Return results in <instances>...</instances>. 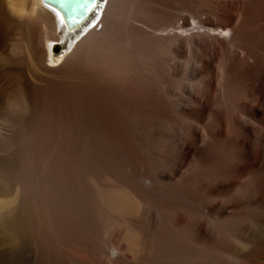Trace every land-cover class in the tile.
Returning <instances> with one entry per match:
<instances>
[{
    "label": "rangeland",
    "instance_id": "374dc122",
    "mask_svg": "<svg viewBox=\"0 0 264 264\" xmlns=\"http://www.w3.org/2000/svg\"><path fill=\"white\" fill-rule=\"evenodd\" d=\"M191 24L192 20L190 19L187 27L189 28ZM52 45L54 46L53 50H51L53 63H49V65L56 68L62 64L67 53L64 52L65 48L63 44L61 45L58 42L57 44L56 42H53ZM76 73V71L71 74L69 73V77H67L69 79L50 74L45 78V83H36L33 87L28 88L22 78L13 72L9 62L0 69V80L9 79L12 84H14V88L12 87L13 85H11L12 89L10 88L6 90L0 88V199L6 202L5 205L0 206V264H24V262H26L25 264H102V260L107 255L111 260V264H122V261L124 264L122 253L123 246L121 245L125 243L124 245L127 247V241L124 242V239L126 240L125 234L126 232L128 235V232L133 233V227L135 226H133L131 222V224L129 223V217L120 214L118 210L116 211V209L109 204V194L111 196L119 193V189H122L123 191L125 190L124 192L127 194L130 190H139V188L141 191L144 190L142 193L145 196V205L147 204V209L152 210L151 208H153L154 210L151 212L157 217V219H160H158V227L160 228L165 226L171 208L170 205L178 198L179 200H177L176 203H184L187 216L190 219L195 218L203 221L207 217V220H204L207 223L203 222L204 227H207V230L205 229L207 231L206 235L199 241H189L190 247L194 249L195 252L190 255L194 254L195 257L193 256V259V257L189 256L190 259L187 261V263L189 262L188 264H191V262L193 263L194 260L197 262L200 261L199 264H237L239 261L238 264H255L256 262V264H259V261H261L260 264H264V259L261 260V258H264V250H262L264 249L262 247V245L264 246V207H262L264 206V190H262V188H264V146L260 155L263 160L253 163V161H250L248 158L250 157L248 155L250 153V136L246 135L240 137V133L242 135L244 132H241L242 130L236 121H227V123H225L226 132L223 134L209 135L208 132L210 130L213 131L218 125V122L211 120L209 117H206L202 121L182 118L177 115H174V117H177L174 118L171 116L173 115L171 113H176V109H179L181 106H177L179 107L177 108L175 105H172L174 108L172 106L168 108L167 106L157 105V110L161 109L160 111H166V114L170 111L169 114H171L170 116L168 114L167 117H164V120L159 118L164 121L163 124L162 120H157V117L151 114L153 113V110L155 111L156 106L148 107V105L143 104L144 106H142V104L138 105L137 103L131 104V106L124 104L119 100V95H117L116 92L113 93L114 91H105L103 89H100V91L96 89L95 91V88H92L89 84H86V82H74L72 80V75L77 77ZM177 81V84L174 83L176 87H178L180 83L182 85L185 84L184 86L189 84V80L184 79L183 77H180ZM87 86H90L89 89ZM175 86H173V89ZM26 89L31 91L27 93L28 91H26ZM179 105L182 104L179 103ZM172 108L174 109V112L171 111ZM135 109H138V111ZM148 110L150 115H147ZM133 111L137 113L141 111L140 113L146 115H141L138 118L134 115L135 113ZM146 116H151V118H147ZM146 120L150 122H147ZM189 120H191V122ZM249 120L250 119L244 120V122L248 124L250 122ZM195 121H198V124ZM139 122L142 125L140 124L139 126ZM214 122H216L215 127H213L215 124ZM190 123L194 124L191 125ZM174 124L176 126L180 125L179 127L177 126L179 130L182 128L180 131L186 129V132L184 133H186L187 136L181 132L180 133L184 136H180L181 134L178 133L179 131L175 128ZM184 124H187L188 128H186ZM189 124L190 126H188ZM193 126H195L196 129H194L201 134L204 145L202 143H195L196 145H194V147L196 149L194 148L186 155L185 160H183L185 164L182 162L183 164L179 174L176 178L174 177L175 180L173 179V182H176L175 184H173L172 181H166V183L165 181L161 180V182H159L160 180L154 179L156 171H168L173 164L176 163L174 161L175 159L178 160L181 158L178 162L182 160L183 156H181V154L183 155V153L180 152L183 142L182 140L193 139V134L190 132L191 129H193ZM158 127L163 134L159 132L160 130ZM163 127H165L164 129L166 131L164 129V131H162ZM172 128L177 129L174 130L178 131L176 132V135ZM188 129L190 131H188ZM202 129L205 130L206 135ZM236 129H238V132ZM156 131L157 135L154 133ZM158 133L161 134L159 135V138ZM234 133H237V135ZM165 135H167L166 139L170 138L169 141L168 139L165 140ZM236 136H238V138ZM175 137H177L176 141L174 140ZM219 137L221 138V142ZM180 138L181 140L179 141L181 145H179V142L176 144ZM227 138H229V140ZM163 139L165 144H168L165 148V144L163 146ZM240 139L246 140V142L249 141L247 150H242L240 144L237 146ZM222 140H224V142H222ZM166 141H168V143ZM233 141L236 143H233ZM214 142H216V144L220 142V144H217V146ZM222 143H225L223 144L224 147ZM170 144L172 145L170 146ZM226 144L229 145V147L225 148L227 146ZM205 146L208 147L210 151L208 148L207 150ZM220 147L223 149L221 150ZM178 148L179 150L177 152ZM169 149H171V151H169ZM212 149L221 151L215 153ZM227 149L229 153L233 151L235 154L233 153L232 155V153H226ZM201 150H203V152H201ZM175 151L176 153L174 154L173 152ZM223 151L225 154H223ZM161 152H163V154H159ZM177 153L180 154L179 157L177 156L179 155ZM205 153L209 154L210 157L207 156V154L205 155ZM203 154L210 159L207 160ZM229 155L234 157L235 155H239V157L234 158L231 156L235 161L233 160L234 162L232 161L230 163L232 158ZM159 156L161 159H159ZM164 156L168 160H166ZM226 157H229V159L231 158V160H226ZM243 157H246V159ZM223 158L225 159L224 161H227V164L224 161L222 162ZM211 159L214 160L212 163H210L212 161ZM239 159L241 161H244V159L248 161L243 162L245 165L242 164V162L239 165L235 164L236 162L240 163ZM204 160H207L205 161L206 163ZM169 161L172 164H170ZM167 162L168 164H165ZM207 162L211 164L210 167H206ZM161 163H164V165H161ZM168 165L172 166L168 167ZM212 165H215L214 169H209L213 168ZM225 165L227 168L228 166H231L230 171ZM233 165L235 168L243 165L246 168L243 166L241 169L238 168L239 170L235 171V168L232 167ZM157 166H159V169ZM225 168L231 173V175H233V178L230 174L229 178L228 174L225 176V173L227 172L224 170ZM231 168L234 172H239V175L234 173V176L233 171L231 172ZM143 175L150 176V181L146 182L142 179ZM180 176H184V178L189 176V180L186 178L183 180L182 178H179ZM219 177L223 182L220 181ZM214 178L216 180H214ZM227 178L229 180L228 182L231 181L233 184L231 182L228 183L226 180ZM259 181H261V184L263 183L262 186H260L261 184ZM199 182L200 184L207 183L204 184L206 187L205 191L203 189L200 192V190L197 189V185L198 187L200 185L198 184ZM220 182L223 184L222 188L218 187ZM187 183H190L188 185L189 190H187ZM255 183L259 186H254ZM224 184L226 187H224ZM190 185L193 189L196 187L195 189H197V192L195 189L193 190ZM242 185L245 186L244 188L246 190L251 188L252 194H254V190V197H256V195L257 197L253 198V195L249 194L251 193V189L248 190L249 193L244 189H242V192L240 193V188L243 187ZM213 186L218 188L217 192L214 190L216 188H213ZM228 186L229 189H227ZM124 187H126V189ZM209 187L213 189L209 191ZM257 188L261 191L260 193ZM173 189L175 192H172ZM116 190H118V192ZM123 191L120 190V193H124ZM132 191L129 192L130 195L132 194ZM146 191H148V193ZM176 191H179L177 197L180 195L182 196L183 194L185 202L183 201V196L176 197ZM193 191H195V194ZM198 191L200 193H198ZM207 192L211 195H206L208 194ZM261 193L263 197L260 196ZM213 195L216 196V198H214ZM171 196L172 198H170ZM217 196L219 198H217ZM234 196H236L237 198H235L238 200H235ZM249 196L254 200H251ZM258 196L262 198L259 197L258 199ZM206 197L208 198L206 199ZM209 198L211 199V202L209 201ZM205 199L209 204L205 202ZM162 200H165L166 202H163ZM196 200L197 202H195ZM202 200L204 202H202ZM224 200L227 202H224ZM255 200L260 207L255 203ZM146 201L148 202L146 203ZM242 201L243 204H240ZM132 202L134 205L137 204V206L135 205L136 207L141 204L134 199H132ZM237 202L240 203H238V207L236 206L235 208L234 204ZM158 203L164 204L159 205ZM215 203L216 205H214ZM220 203H222V205ZM198 204L202 206L207 205V207L202 209V206ZM229 204L231 206L233 205L232 207L234 209ZM252 205H254V207ZM255 205L257 206L255 207ZM187 206L189 207L187 208ZM225 206L228 209H226ZM259 208L260 210L262 209V213ZM224 209L226 210L223 211ZM254 209H257V212L260 214H254V212H256ZM159 210L164 211V213L161 212L163 213L161 215ZM192 211L194 212L192 213ZM196 211L197 213H195ZM159 214L160 216H158ZM236 214H240L239 217H236ZM253 214L254 217L252 216ZM255 215L258 219H255ZM165 216L167 218H165ZM202 217L204 218L202 219ZM230 217L233 220L235 217V220L231 221L232 219H230ZM252 218H254L255 223L254 220L252 221ZM259 218H261L260 220L262 221H260ZM227 221L228 223H231L228 224ZM127 224H130V226L128 227ZM205 224H209V227ZM213 224L215 225V228ZM225 224L227 227L228 225L230 226L231 230L228 232L229 235H227L228 233L226 232L229 230V227L227 228ZM131 225L133 227H131ZM125 226L126 229L129 228V230L119 231L125 229ZM236 226L237 228L240 227L242 230L240 228L238 230ZM225 227L228 230H225ZM243 227H245V233L242 232L244 231ZM157 228L153 230L152 233L150 232L152 234L151 238L154 240L157 236L156 240L157 238L160 239V241L159 239L158 241L162 243V247L164 249L167 247L169 248V240H165L164 236H161L159 231H157ZM188 229L190 230H188L189 233H191L190 226ZM260 229L263 234L260 233ZM237 233L241 234L238 235ZM230 234L232 237H230ZM213 235L215 236L211 237ZM222 236L224 239L221 240ZM244 236L245 238H243ZM111 237H114V241L117 242L112 243V241H109ZM238 238L240 240L246 239V242L245 240L240 241ZM258 239H261L262 244L260 240L258 241L259 243L255 242ZM250 240L253 242L252 244ZM207 241L209 242L207 243ZM212 241L215 244H211ZM163 242L166 243L165 246ZM228 242H231V246H228ZM117 243H120V245H115ZM225 243V249L228 252L224 249ZM247 243L250 245L248 246ZM152 245L153 244H148V248L150 254L152 253L154 256L153 258H156L157 260L158 257L154 255V247ZM205 245H207L209 249H207L208 247ZM198 246L200 247L199 249ZM257 246H259L260 249L259 254L258 252L255 253ZM251 248L252 250L256 249L254 252H250ZM206 250L208 251L206 252ZM240 251H242L241 254ZM252 253L256 254L252 255L255 258L251 256ZM224 255H227L228 257H224ZM201 257L205 260L204 263ZM240 257L242 259H239ZM133 259L135 260L134 257ZM254 260L257 261L254 263L252 262Z\"/></svg>",
    "mask_w": 264,
    "mask_h": 264
},
{
    "label": "bare ground",
    "instance_id": "6f19581e",
    "mask_svg": "<svg viewBox=\"0 0 264 264\" xmlns=\"http://www.w3.org/2000/svg\"><path fill=\"white\" fill-rule=\"evenodd\" d=\"M190 19L192 20V24L188 28L187 26L189 25ZM53 42H56V44L57 42L61 45L63 44L65 48L64 52L67 53L64 61H62V64L56 68L49 65V63H53V59L51 57V52H52L51 50H53V47H54L52 45ZM7 62H9V65H11V69L13 70V72L16 73V75H19L20 78H22L23 82L28 88L33 87L36 83L37 84L45 83L46 82L45 78L48 77L47 75L53 74L61 78L69 79L67 78L69 77L68 76L69 73L71 74L72 72L76 71L77 77H74L72 75V80L76 83L86 82V84H89L92 88H95V91L96 89H98L99 91L100 89H103L105 91L107 90L114 91L113 93L116 92L117 95H119L118 96L119 100H121L122 103L128 104L130 106L131 104H136V103L138 105L142 104V106H144L143 104H145V105H148V107L156 106L155 111L153 110V113L151 114L157 117V120L159 118H162L164 120L165 119L164 117H167L170 112L169 111L166 114L165 113L166 111L165 112L160 111L161 109L160 110L158 109L159 110L158 111L157 105L167 106L168 108L172 105H175L176 107L181 106L180 108L177 107L179 109H176L177 110L176 113L173 111L174 106H172L173 108L171 109V111H173L174 113H171L173 115L169 114V116L171 115L174 117V115H177L182 118H190V119H195V120H200V121H202L206 117H209L211 120L218 122V125L216 127H215L216 122H214L215 124L213 127L215 128L213 131L210 130L208 132L209 135L223 134L224 132H226L225 123H227V121L229 120L236 121L239 124L240 129L242 130L241 132H244L243 134H245V135L243 134L241 135V133L239 132L240 137L241 136L244 137L246 135L250 136V144H249L250 146L248 145L249 141L246 142V140H241V139L239 140V143H237V146L238 144H240V146L242 147V150L243 149L247 150V147L248 146L250 147V153L249 154L247 153V154L250 156L248 158L250 159V161L252 160L253 163L262 161L264 158L260 156L261 152L263 151L262 148L264 146V0H95L92 6L90 7V9L86 12L84 17L82 18V20L78 22L72 21L70 24L66 23L61 11L58 8H56L55 6L51 4L44 2V0H0V69L3 68ZM180 77H183L184 79L189 80V84H186V86H184L185 84L182 85L180 83L178 87H176L174 83L178 82L177 80H179ZM11 85H13L12 87L14 88V84H12L11 80L9 79L0 80L1 89H6V90L10 88L12 89ZM173 86H175L174 89H173ZM26 91H28L27 93H29L31 90L26 89ZM179 103L182 105H179ZM135 110L138 111V109H135ZM140 112L139 113L134 112L135 113L134 115H136L138 118L141 115H146ZM147 115H150L149 110H148ZM151 116L149 117L146 116V117L151 118ZM174 118H177V117H174ZM162 119H159V120H162ZM247 119H250L249 120L250 122L248 121L250 123V126H249V123L247 124L244 122V120H247ZM189 121L191 122V120ZM147 122H150V121H147ZM174 122H175V119H174ZM140 124L141 123L139 122V126ZM163 124H164V121H163ZM187 124L186 125L184 124L186 128H188ZM190 124L193 125L194 123H190ZM190 124L188 126H190ZM177 126L175 125V128H177ZM195 126H193V129H191V131L188 129V131L192 132L193 139L191 138L185 139L184 137L185 140H182L183 142L181 141L182 145L179 141L181 140V138L178 139L177 143L175 142L176 144H178L179 142L180 143L179 145H181V148L180 147L179 148L181 149L180 152L183 153V155L181 154V156H183L182 160L178 162V160H180L181 158H179L178 160L175 159L174 161L176 163L173 164V166L171 165L172 167L168 165V167L169 166L171 167L168 171L166 170L156 171L154 179L160 180L159 182H161V180L165 182L166 181L173 182L174 177L175 178L177 177L180 169L182 168V164H183L182 162H184L183 160H185L186 155L195 148L194 147V145H196L195 143H199V144L202 143L204 145L202 136L197 130H195L197 127ZM164 128L165 127L162 128V131L165 130ZM177 129L179 132L174 131ZM177 129L172 128L175 135H176V132H178L179 134L183 133L184 135H186V133H184L186 132L185 131L186 129L182 130L183 132L180 131L182 128L180 130L179 128ZM159 130H160L159 132H161L160 128ZM236 130L238 132V129ZM154 133L156 134L157 131ZM204 133H205V130H204ZM183 134H181L180 136H182ZM234 134L237 135V133H234ZM159 135L161 134L158 133V138H159ZM166 136L167 135H165V140L168 139L169 141L170 138L166 139ZM238 136L236 137L238 138ZM177 137H175L174 139L175 141ZM222 137H225V136H222ZM219 138H216V139H219ZM209 139H210V136H209ZM227 139L229 140V138ZM224 140H222V142H224ZM168 141L166 142L168 143ZM220 142H221V138H220ZM220 142L217 144H220ZM214 143L216 144V142ZM233 143H236V142L233 141ZM164 144L165 142L163 139V146ZM223 144L225 143H222V145ZM166 145L168 144H165L164 148L166 147ZM171 145L172 144H170V146ZM227 147H229V145H227L225 148ZM179 148L177 149V152ZM207 148L208 147H206V149ZM220 148L221 150L223 149L222 147ZM215 150H213L215 153L221 151V150L220 151H217V150L215 151ZM169 151H171V149H169ZM201 152H203V150H201ZM173 153L175 154L176 151ZM226 153H229L228 149ZM230 153H232L233 155L234 152L231 151ZM159 154H163V152ZM206 154L207 153H205V155ZM223 154H225V152ZM177 156L179 157L180 154ZM207 156H209V154H207ZM207 156H205V158L207 160L210 159V158H207ZM161 157L159 156V159H161ZM236 157H239V155L238 156L235 155L234 158ZM164 158L166 157L164 156ZM231 158L229 159V157L228 158L226 157V160L227 159L231 160ZM234 158H232L230 163L233 160L235 161ZM243 158L246 159V157H243ZM245 159L244 161H248ZM166 160L168 159L166 158ZM169 160H173V159H169ZM207 160H204V162ZM224 160L225 159L223 158L222 162ZM213 161L214 160H212L210 163H212ZM244 161H241L239 159L240 163L236 162L235 164L239 165L241 164V162L242 164H244L243 163ZM208 162H207L208 165L206 164V167L207 166L210 167L211 165ZM224 162H226L227 164V161H224ZM169 163L172 164L170 161ZM162 164L164 165V163H161V165ZM165 164H168V162ZM234 165L232 167H234ZM214 166L212 165L213 168H209V169H214ZM243 166L236 167L237 169L234 167L235 169L234 168L233 169L236 171V170L241 169V167ZM251 166H252V163H251ZM158 167L159 166H157V168ZM230 167L228 166L229 171H230ZM226 168L224 169L225 171H227ZM234 170H232L231 168V172L233 171V174L239 173V172H234ZM225 174H226L225 176H227V174L231 175V173H229L228 171ZM230 175L228 176V178L230 177ZM232 176L233 175H231V177ZM188 177L187 178L185 177V178L188 179ZM179 178H182L183 180H185L184 176H180ZM228 178L226 179L227 182L229 181ZM142 179L148 182L150 181V176L148 177V176L143 175ZM214 180L216 179L214 178ZM220 181L223 182L221 178H220ZM217 182L219 183L218 180ZM259 182L261 184V181ZM175 183L173 182V184ZM263 183H264V180H263ZM189 184L190 183H187V190H189L188 189ZM198 184H200V182ZM204 184H207V183H201L199 187L197 185V189H199L200 192L203 189L205 191L206 187ZM262 184L260 186H262ZM255 185L257 184L255 183L254 186ZM176 186H179V185H176ZM192 186H193V183H192ZM218 187L222 188L223 184L220 182ZM224 187H226V185ZM244 187L245 186L240 188V193L242 192L241 191L242 189H244L246 192L249 189H251V188L249 189L247 188L248 190H246ZM124 188L126 189V187ZM213 188H216V187L213 186ZM231 188H232V185H231ZM197 189H195L196 192H197ZM212 189L210 188L209 191H211ZM217 189L218 188L214 190H216L217 192L218 191ZM227 189H229V186ZM120 190L123 191L122 189H119V193L113 194L111 196L109 194V197H110L109 204L113 208H115L116 211L118 210L120 214L124 215L125 217H129V223L131 222L133 226H135L133 227L131 225V227H133L134 229L133 233L128 232L129 233L128 235L126 232L125 234L126 240L124 239V242L127 241L126 242V244H128L127 247L126 245H124L125 243L121 245L123 246L122 253H123L124 264H157V263L159 264H188L189 262L187 263V261L190 259L189 256L191 257L194 256V254L190 255L194 252V249L190 247L189 241L190 240L199 241L206 235L207 227L206 228L204 227L203 222H206L204 220H207L206 219L207 217L203 221L201 219H195V218L190 219L187 216L184 203H181V202L176 203V201L179 200L178 197L181 196L180 195L177 197L179 191H176L177 194L175 195L178 199L175 200V202H173V204L170 205L171 208H170L168 218L165 216V218H167L165 226L163 228H160L158 227L159 218L157 219V217L152 213L154 209L151 208L152 210H149L146 207L147 204L145 205V196L142 193V191L144 190L141 191L140 188L139 190H133V191L130 190L132 191L131 195L129 194L130 191L129 192L126 191L127 194H125L124 192L125 190L123 191L124 193H120ZM262 190H264V188H262ZM116 191L118 192V190ZM146 192L148 193V191ZM172 192H175L174 189ZM194 192L195 191H193V193ZM200 192L198 191V193ZM260 192L261 191H259V193ZM207 193L208 194L206 195H211L209 194V192ZM253 193L255 194L254 190H253ZM249 194H252V189H251V193ZM254 194H252L253 196L252 195L251 196L253 198H256L257 195L256 197H254L255 196ZM260 196H262V193L260 194ZM260 196H258V199ZM235 197L236 196H234V198ZM170 198H172V196ZM207 198L208 197H206V199ZM214 198H216V196H214ZM217 198L219 197L217 196ZM236 198L235 200H238ZM253 198L250 197L251 200ZM132 199L140 202L141 203L140 206L136 207L137 204H135L136 205L135 206L132 202ZM206 199H205V202H207ZM203 200H204V196H203ZM203 200L202 202H204ZM256 200H255V203H256ZM183 201L185 202V197ZM209 201L211 202V199ZM147 202L148 201H146V203ZM195 202H197V200ZM224 202H227V201L224 200ZM5 203L6 202H4V200L0 199V206L5 205ZM207 203L209 204V202ZM238 203L240 202L235 203L236 205L234 204L235 208L238 205ZM161 204H164V203H161ZM220 204L222 205V203ZM240 204H243V201ZM251 204H252V201H251ZM214 205H216V203ZM257 205H255V207ZM252 206L254 207V205ZM188 207L189 206H187V208ZM204 207L206 208L207 205L202 206V209ZM193 208H194V205H193ZM226 209H224L223 211H225ZM254 210H256L254 214L255 213L260 214L259 212H257V209H254ZM161 212L164 213V211H160V213ZM167 212H168V208H167ZM193 212L194 211H192V213ZM163 213H161V215ZM195 213H197V211ZM252 213H253V210H252ZM254 214L252 215L253 217H254ZM239 215L240 214H238L236 217H239ZM158 216H160V214ZM203 218L204 217H202V219ZM230 219L232 218L230 217ZM236 219H240V218H236ZM255 219H258V217L256 216ZM260 219L261 218H259V220ZM234 220H235V217H234ZM234 220L232 219L231 221H234ZM253 220L254 218H252V221ZM230 223L231 222H229L228 224ZM254 223H255V220H254ZM130 224L129 225L127 224L128 227L130 226ZM205 225H208L209 227V224H205ZM189 226L191 228V233H189L190 231L188 229ZM226 227H225V230L229 227V230L227 229L228 231H226L228 233L231 229L229 225L227 228ZM245 227H243V230L245 229ZM156 228H157V231H159V233L161 234V236L162 235L164 236L165 240H169L170 245L169 244L168 245L170 247L169 248L167 247L168 248V249L166 248L167 250L162 247V243L159 242L160 241L159 238H157L156 240L157 236L155 237L154 240L151 238V235H152L151 233ZM214 228H215V225H214ZM214 228H213V231H214ZM239 228L237 229L239 230ZM125 229H126V226H125ZM125 229L119 230V231H127V229L129 230V228H127L126 230ZM242 232L245 233V230ZM260 233H262V230ZM227 235H229V233ZM214 236L215 235L211 237H214ZM230 237H232L231 234H230ZM243 238H245V236ZM114 239H115L114 237H111L109 241H112V243L117 242V241H114ZM222 239H224L223 236L221 240ZM242 240H245L246 242V239H242ZM259 240L262 244L261 239H258L255 242L259 243L258 242ZM208 242L209 241H207V243ZM166 243H164V246ZM230 243L228 242V246H231ZM252 243L253 242L251 241V244ZM148 244H153L152 245L154 247L153 253H155L154 255L158 257L157 260L156 258H153L154 256L152 255V253L150 254ZM211 244H215V243H213L212 241ZM115 245L119 246L120 243H117ZM225 245L226 243L224 244V249H225ZM249 245L250 244H248V246ZM205 246L208 247L207 245ZM262 247L264 248L263 245ZM199 248L200 247L198 246V249ZM207 249H209V247ZM257 249L255 253L258 252L259 254V250H260L259 246H257ZM216 250H219V249H216ZM254 250H252L251 248V251L250 250L249 251L254 252ZM207 251L208 250H206V252ZM241 252L242 251H240V254ZM223 253H226V252H223ZM255 253L254 254L252 253L251 256L256 255ZM107 256L105 257L106 259L104 258L102 260V264H111V260ZM133 257L135 258V260L133 259ZM224 257H228V256L224 255ZM239 259H242V258L240 257ZM262 259L264 258H261V260ZM256 261L257 260H254L252 262L255 263ZM199 262L200 261L197 262L196 260H194L193 263L191 262V264H199ZM204 262L205 260H203V263ZM239 262H237V264ZM260 262L261 261H259L258 263L260 264ZM25 263L26 262H24V264ZM122 264H123V261H122Z\"/></svg>",
    "mask_w": 264,
    "mask_h": 264
},
{
    "label": "water",
    "instance_id": "95a60500",
    "mask_svg": "<svg viewBox=\"0 0 264 264\" xmlns=\"http://www.w3.org/2000/svg\"><path fill=\"white\" fill-rule=\"evenodd\" d=\"M95 0H44L58 8L67 24L80 21Z\"/></svg>",
    "mask_w": 264,
    "mask_h": 264
}]
</instances>
